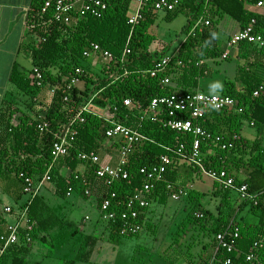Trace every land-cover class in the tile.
<instances>
[{
  "label": "trees",
  "instance_id": "1",
  "mask_svg": "<svg viewBox=\"0 0 264 264\" xmlns=\"http://www.w3.org/2000/svg\"><path fill=\"white\" fill-rule=\"evenodd\" d=\"M104 1L106 9L100 17L76 9L69 14L68 22H53L45 26L38 23V12L45 0H31L26 18L28 29L24 51L29 54L34 67L41 71L42 86H37L31 75L20 71L16 64L10 71L9 81L18 91L31 98H35L44 85L54 86L56 91L50 93L44 116L37 113L32 116L18 101H2L0 189L6 182L7 193L18 200L23 194L21 174L38 181L48 171V181L53 184L56 195L66 197L68 189L72 188L87 198L85 190H92L96 186L105 192H115L113 201L119 205L113 210L121 211L127 196L142 188L144 177L139 169L155 165L162 156H167L170 163L163 177L153 183L149 192L143 193L149 206L141 213L142 226L152 228L149 218L152 202L165 204L171 192L185 189L187 194L181 197L185 198L188 205L187 215L182 222L185 228L192 226L206 231V234L213 236L214 247L217 233L227 229L236 230L238 239L235 250L232 253L219 250L218 256H229L231 264H264V150L259 139L249 140L240 135L244 121L264 129V93L253 97L254 90L264 83V47L259 48L247 42L238 43L235 46L237 57L244 62L237 64L234 78L225 79L222 84L220 94L235 99L243 111L237 113L226 109H210L198 120L202 128L212 136L200 145L203 166L216 171L224 170L233 177L236 185L244 183L248 192L254 194L252 199L240 200L231 190L211 180L212 194L219 199L216 214H211L200 203L204 193L189 188V184L203 176L189 161L193 134L178 133L166 126L169 116L164 107L153 116L140 118L135 107L127 108L123 105L124 98L144 106L155 97L197 91L199 78L211 75V63L232 60L228 54L223 56L224 50L218 43L220 25L225 18L233 20L238 31L254 18L255 31H264V14L251 11L245 6L247 3L254 5L257 0H180L179 6L167 12L164 18L171 21L179 13H185L187 23L181 29L185 39L173 54L167 68L155 74H150L148 70L164 53L150 50L155 37L149 29L157 12L144 8L143 19L131 26L128 23L131 0ZM201 18L209 24H196ZM33 22L37 23L35 28L30 27ZM235 33L230 34L228 40ZM93 44L112 55L110 59L98 57L97 71L88 64L89 58L83 56V52L90 50ZM125 47L130 49V54L122 59ZM251 58L252 61L249 60ZM86 63L88 69H83ZM77 67L82 70L78 84L83 82L84 89L78 84L67 89ZM115 74L119 76L116 80L113 78ZM165 78L169 79L168 83L162 82ZM64 96L68 97L67 101L63 100ZM88 103V111L81 113L83 121L76 119L72 124L76 135L68 153L53 162L51 148L54 134ZM31 109V106L28 107V110ZM105 116L133 126L146 137L126 156L123 168L128 173V179L116 180L108 187L95 176L101 161L92 164L79 158L81 153L90 152L100 157V154H105L113 147L117 148L115 142L106 147V151H102L107 143L104 134L107 127L103 120ZM188 116L186 112L178 114L181 118ZM43 120L50 124L49 131L44 133L37 128V124ZM216 136L221 138L219 142L214 141ZM222 144H226V147L222 148ZM180 145L183 146V156L178 153ZM81 167L82 170L79 169ZM63 168L70 171L68 176L62 174ZM100 201L101 197L97 199L98 206ZM26 206L27 216L35 222L31 233L33 241L27 245L10 247L0 257V264H8V261L9 264H24L23 257L30 252V247L40 238L41 233L60 229L64 225L42 196L35 195ZM244 209L257 217L258 222H246L244 216H241ZM198 213L202 216L198 217ZM145 215H149L146 221L143 219ZM209 219L212 223L207 227L205 221ZM3 222L0 211V233L4 231ZM120 225V219L107 225L108 241L114 245L134 237L120 235ZM250 253L255 255V259L247 260ZM82 255L85 252L78 253L64 264H75Z\"/></svg>",
  "mask_w": 264,
  "mask_h": 264
},
{
  "label": "built area",
  "instance_id": "2",
  "mask_svg": "<svg viewBox=\"0 0 264 264\" xmlns=\"http://www.w3.org/2000/svg\"><path fill=\"white\" fill-rule=\"evenodd\" d=\"M134 3L136 7L130 12L131 4ZM180 4V0H131L128 11V23L131 26L138 24L143 19V9L148 7L153 12L159 11H173ZM256 8H264V0H257L254 4ZM79 9L82 12H87L94 17H100L103 11L106 9V3L104 0H45L41 10L38 12L39 25H49L53 22H68L69 14L74 10ZM204 23L208 25L207 20L202 18L196 24ZM37 23H32L31 28H35ZM240 42H247L257 47H264V31H255V19L252 18L249 23L232 35L227 42L228 47H234ZM130 54V49L125 47L123 50L122 59L126 55ZM83 56L86 58H98L103 57L105 59L111 58V53L102 50L97 44H93L90 50L83 52ZM225 56V54L223 55ZM173 56L161 57L154 66L148 70L150 74H155L157 71L167 68L172 61ZM81 68L74 69V77L69 80L67 89H71L79 82V75L81 74ZM30 75L37 86H42L43 77L41 71L37 67H33L30 71ZM114 80L118 79V75L113 76ZM163 83H168L169 79L162 80ZM56 88L53 86L50 89V93L54 94ZM264 93V83H262L253 92V97H257ZM68 97L64 96L63 100L67 101ZM88 103L72 118L67 124L54 134V140L51 148L52 161L55 162L60 157L65 156L68 153V149L74 142L76 132L72 128L73 122L78 119L83 121L81 113L88 111ZM123 105L127 108H136L140 113V118L144 116H153L158 113L161 108L168 110L169 118L166 121V126L178 133L190 132L193 134L192 151L189 157V161L198 168V171L206 178L217 182L223 188L231 190L238 199L247 200L252 199L254 194H250L247 190V185L242 183L236 185L233 177L229 176L224 170L216 171L213 169H206L200 156V145L203 140L212 138L211 134L205 131L200 123L199 118L210 109H226L228 111H235L241 113L243 107L237 105L235 99L230 96L222 94H210L203 91L186 92V93H173L168 96H160L152 98L146 105L134 104L129 98L123 99ZM116 111V108L113 109ZM180 112H186L189 114L187 118L178 117ZM107 125L105 129V138L107 143H117L118 156L114 165L102 164L95 170V176L101 180L105 186H110L116 180L128 179V173L124 170L126 164V156L142 141L146 140V137L141 134L133 126L126 125L118 120L105 116L103 118ZM252 124V123H251ZM37 128L40 132H47L50 129L48 121H40L37 124ZM221 138L216 136L214 141L219 142ZM106 143V144H107ZM222 148L226 147V144L221 145ZM183 146L180 145L178 153L182 154ZM79 158L83 161H89L92 164L100 162V157L94 152L81 153ZM170 163V159L167 156H162L159 163L151 165L149 167H141L139 173L144 177L142 188L127 196L124 202V209L121 211L113 210L119 203L113 200L116 197L115 192H104L100 197V205L98 207L99 216L102 221L107 225L120 219L121 225L119 233L122 236H135L139 234L143 226L141 224V213L144 208L149 206V201L144 196V192H149L153 183L160 180L166 171L167 165ZM23 176V193L28 194L31 198L34 197L39 189V185L34 182L31 177ZM77 178V177H76ZM48 171L42 176L40 183L48 181ZM39 183V184H40ZM74 189L69 188L67 195H70ZM90 189L85 190L86 195H91ZM187 194V190L179 189L170 193V197L174 200L181 199L182 196ZM11 213L10 207H4L1 209V213ZM27 209L25 208L19 212L16 220L12 223H4V231L0 233V257L6 253V251L13 246L27 245L33 241L31 233L34 230L35 222L31 221L27 216ZM201 217V214H197ZM149 215L144 216V221L147 220ZM238 239V232L232 230H225L215 235L216 247L214 255L207 261H189L187 264H231L232 259L229 256L219 257L217 252L223 250L226 253H232L235 250L236 242ZM255 259V255L250 253L247 256V260Z\"/></svg>",
  "mask_w": 264,
  "mask_h": 264
},
{
  "label": "rangeland",
  "instance_id": "3",
  "mask_svg": "<svg viewBox=\"0 0 264 264\" xmlns=\"http://www.w3.org/2000/svg\"><path fill=\"white\" fill-rule=\"evenodd\" d=\"M166 13L165 11L157 12L154 23L149 29V32L155 37V40L150 45V49H154L156 46L162 48L164 53L161 57L170 56L173 48L185 38V33H183L181 29L187 23V15L185 13H179L171 21H167L164 18ZM92 59L93 58H89L90 61H88V64L97 71L98 69L93 65H98L99 61L96 59V61L93 62L91 61ZM18 63L24 69L25 73L30 72L32 66H34L32 59L24 55L19 56ZM236 66L237 62L235 60H223L219 64L211 63V75L199 78L197 88L206 93L220 94L223 80L232 77L235 73ZM83 69H88L87 63L83 66ZM216 84H219L220 87L213 90V85ZM83 85V82L78 84L81 88H83ZM11 87L15 93H18L17 98L19 97L21 105L26 108H30L31 106V108L36 110L41 116H44L50 101V85H44L36 94L35 98L22 94L14 85ZM7 94L8 99L14 96L11 91H8ZM240 134L251 140L259 138L261 147L264 150L263 128L258 129L257 127L250 126L244 121L241 125ZM107 144L111 145L110 143ZM111 154L113 155L105 154L108 156L107 159L103 153L100 154L101 163L112 164L117 154L115 152ZM79 169L82 170V167ZM69 173L70 171L68 169H62V174L68 175ZM193 184L196 190L205 192L200 203L204 207L214 211L217 205L214 199L215 196L211 193L213 188L212 181L201 176L196 178ZM44 187L45 188L41 190V194L44 196L46 202L58 216L73 222V224L70 226L64 225L60 228L61 230L58 229L59 231L55 230L56 234L51 243L50 234L48 236H41L39 240H43L42 243H40L42 246L39 244L35 245L32 261H40L41 264H60L59 258H71L72 256L71 245L73 236H75L74 239L76 240V238L93 224H98V226L103 229L106 223L99 220V211L94 198H84L80 195L60 197L54 193L53 184L49 183L48 185V183H46ZM49 187L52 191L48 190ZM22 196V198H26V195L23 194ZM0 198V211L6 205H11V207L15 206L14 200L6 196L2 191H0ZM184 200L183 198L174 200L172 197H169L165 204L152 202L150 205L151 213L149 217L152 228L145 225L137 236L130 239H123L118 245L110 243L107 237L102 233V236H100L101 241L97 244L98 252L94 255L92 263L90 264H164L163 253L169 252L168 250L174 247L175 244H181L187 239L191 240L193 236L194 230L189 227H187L189 229H185L182 223L188 211L184 207ZM3 214L8 216L4 212ZM74 230H77V232L73 235L72 232Z\"/></svg>",
  "mask_w": 264,
  "mask_h": 264
},
{
  "label": "crops",
  "instance_id": "4",
  "mask_svg": "<svg viewBox=\"0 0 264 264\" xmlns=\"http://www.w3.org/2000/svg\"><path fill=\"white\" fill-rule=\"evenodd\" d=\"M30 2H31V0H0V106H1V103L3 100L20 102L19 97L17 98L18 93H15L14 90H12L11 86L13 84L9 81V74H10L12 67L15 64L17 65V67L20 71L25 72L24 69L18 63L19 56L24 55V56H27L28 58H30L29 54L24 51V46L27 43V29H28L26 18H27V11H28V8L30 6ZM245 6L248 9H250L251 11L264 14V8L259 9V8H256L254 5L249 4V3H247ZM135 7H136V5L134 3H132L131 7H130V12H132ZM220 32H221V35H219L218 43H219L220 47L224 50L225 55L226 54L230 55L232 58V61L235 60L237 62V64H242L244 62V60L237 57V53H238L237 48L235 46L234 47H228V45H227L229 35L234 33V32H238V27L234 24L233 20L225 18L221 22ZM184 39L176 47L173 48L170 56H173V54L178 50L180 45L183 43ZM156 49L158 51L163 50L162 48H160L158 46H156L154 49H150V50L154 51ZM92 58L94 59V60L93 59L91 60L93 62L96 61V59H98L95 57H92ZM249 60L252 61V58ZM93 66H95V68H97L96 64H94ZM33 67L34 66H32V68ZM258 68H259L260 72H262V69L260 68V66ZM28 73H30V72H28ZM235 73H236V70H235ZM235 73L232 75V77H229L228 79H233L235 76ZM198 90L202 91L200 89H198ZM8 91H11V93L14 95V96H11V98H9V99L7 98ZM21 107L23 109H26L32 116H34V113L35 114L37 113L38 115H40L34 109L28 110V108H26L24 106H21ZM249 125L253 126L251 124H249ZM241 136L244 137L243 135H241ZM244 138H246V137H244ZM247 139H249V138H247ZM257 139H259V138H257ZM249 140H251V139H249ZM253 140H255V139H253ZM108 146H110V145L106 144L105 147L102 149V151H106V147H108ZM106 152H105V154H107V155H113V154H111L112 152L113 153L115 152L116 154H118L117 148H114V147H113V149H111L107 153ZM105 157H106V159L108 158V156H106V155H105ZM116 159H117V157H115L114 162H112L111 165L115 164ZM64 169L66 170L67 168H64ZM68 175L65 174L64 176H68ZM242 175H244V174L242 173ZM41 180H42V177H41ZM41 180H38L37 182H35L37 184V186L39 185V189H38L36 195H40L44 199V196L41 194V190L43 188H45L44 185L46 183H48V185H49L50 182L45 181V182L40 183ZM193 183L189 184V188L195 189L193 186L194 185ZM6 187H7L6 182H4V187H2L0 189V191L4 192L6 196L11 197L14 200L15 206H12V207H11V205L5 206V207H10L12 209V212L6 213V215H8V216H5L2 213L3 218H4L3 224L14 222L16 220L19 212H21L25 208L27 209L26 205L33 198V197L31 198L28 194L23 193L24 195H26L25 199L22 198L23 194H21L20 198L18 200H15L14 196H11L9 193H7ZM48 190H51L50 187ZM91 191H92L91 195H88L87 198H89V197L94 198L96 201V205H97V199L105 191L99 190L98 187H96V186L93 187ZM197 191H199V190H197ZM212 191H213V189H212ZM212 191H211V193H213ZM199 192L205 193L204 191H199ZM75 195L81 196V194H79V192H77L76 190H74L70 195L66 194V196H75ZM214 199L216 200V205H217L219 203V199L217 197H215ZM184 201H185V202H183L185 204L184 207L187 209L188 205L186 203V200H184ZM51 209H52V207H51ZM206 209H208L211 212V214H216L215 208H214V211L210 210V208H206ZM241 216H244L246 222H249V223H257L258 222L257 217L250 214L245 209L243 211H241ZM60 218L63 220L64 225L70 226L73 224V222H70V221L66 220L65 218H62V217H60ZM99 220L102 221L100 219V216H99ZM211 223H212L211 219L205 221V225L207 227H209L211 225ZM188 227L194 230V232L192 234L193 235L192 239L191 240L187 239V240L183 241L181 244H179V243L175 244L174 247H172L171 249L168 250L169 252L163 253L164 264H187L191 260L204 262V261L209 260L214 255L215 247H214V244L212 242L213 236H209L208 234H206V231L204 232V230L198 229L197 227L196 228L192 227V226H188ZM189 228H185V229H189ZM55 230L59 231L61 229H59V230L55 229ZM55 230H51L47 233L43 232L40 234V237L43 235L48 236L50 234L51 235L50 243H51L55 234H56ZM76 232H77V230H74L72 232V234L74 235ZM102 233H103V235H105L107 237V240H108L107 224L105 225V227L103 229H101L98 226V224H95V225L93 224L87 230H85V232L82 233L78 238H76V240L74 239L75 236H73L72 237L73 242L71 245L72 246L71 258H59V263L64 264L66 261L74 259L78 253L80 254L83 252H85V255H82V258L80 260L76 261L75 264H90V263H92L94 255L97 254V252H98L97 244L99 243V241H101L100 236H102L101 235ZM42 241L43 240L42 239L39 240V238L34 241L32 246L30 247V252L23 257L24 264H41L40 261H32V254L35 252V245L39 244L42 246V244H40V243H42ZM63 246H64V244H63ZM173 255H175V256H173ZM30 259H31V261H30ZM8 264H9V261H8Z\"/></svg>",
  "mask_w": 264,
  "mask_h": 264
},
{
  "label": "clouds",
  "instance_id": "5",
  "mask_svg": "<svg viewBox=\"0 0 264 264\" xmlns=\"http://www.w3.org/2000/svg\"><path fill=\"white\" fill-rule=\"evenodd\" d=\"M214 38H215V34H214ZM219 87H220L219 84L213 85V90H215V89H217V88H219Z\"/></svg>",
  "mask_w": 264,
  "mask_h": 264
}]
</instances>
